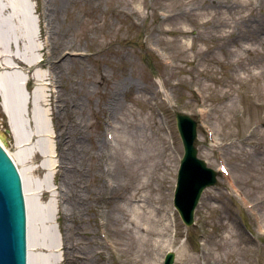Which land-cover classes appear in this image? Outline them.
<instances>
[{
  "label": "rangeland",
  "instance_id": "374dc122",
  "mask_svg": "<svg viewBox=\"0 0 264 264\" xmlns=\"http://www.w3.org/2000/svg\"><path fill=\"white\" fill-rule=\"evenodd\" d=\"M30 3L43 57L61 49L71 57L50 69L46 124L28 123L35 114L24 107L34 134L26 144L13 145L0 105V134L32 180L27 192L40 207L52 200V218L35 219L31 255H58L54 264H162L172 250V264H264V0ZM25 83L30 93L33 80ZM70 106L77 128L58 147ZM176 109L197 121L198 156L217 173L191 225L173 205L183 152ZM81 246L86 262L75 259Z\"/></svg>",
  "mask_w": 264,
  "mask_h": 264
},
{
  "label": "bare ground",
  "instance_id": "6f19581e",
  "mask_svg": "<svg viewBox=\"0 0 264 264\" xmlns=\"http://www.w3.org/2000/svg\"><path fill=\"white\" fill-rule=\"evenodd\" d=\"M30 2L31 0H0V105L10 124L9 128L11 133L16 136L13 142L16 148L26 144L22 139L26 134L27 137L28 135L30 136V139L34 137V134L27 133L28 130L24 121V107L30 106L33 115L35 114L34 116L28 114L30 115L28 123L36 124L39 122L42 126L46 124L44 117L45 110L40 106L46 104V90L49 89L52 81H46L50 74V69L60 67L62 61L71 58L64 49L56 51L53 56L48 54L46 57H43L44 53H41V42L36 38V21L39 22V16H36L35 9ZM52 10L51 8L43 14L47 21H50L52 18ZM19 31L26 41L21 48H18L19 38L17 35ZM60 43L61 41H56L55 48ZM21 62L26 64L28 68L19 66L18 63ZM27 79L33 80V89L30 93H26L24 89V83ZM52 87L54 86L52 85ZM53 91L55 90L53 89ZM73 116L70 106L69 117L59 127V133L56 135L57 139L55 144L58 147L68 146L71 143L72 136L68 133L75 132L77 128L74 126L75 120ZM5 142L0 134V148L2 145L5 146L2 149L7 152V155L17 165L22 179L23 197L27 213V264H54L59 261L58 255L54 257L52 262L49 260L50 256H47V258L44 257L43 260L35 254L31 255V251L38 247L37 240L39 231L36 228L35 219L40 217L44 221H49L52 218L54 212L51 204L52 200H49L40 207L38 199L33 195H29L27 185H30L32 180H30L29 176L27 177L28 174L24 176L25 173L23 174L18 166L19 160L17 159V153L9 151L6 148ZM40 146L45 150H49L51 148V142L41 140ZM19 151L21 150H17L16 152L20 153ZM45 166L46 161L43 160L40 164L33 167L32 170L37 171ZM32 170L31 172H33ZM41 181H47V173H44ZM44 188L49 190L52 197L55 196V187L53 184H46ZM46 233L50 238L54 237V233L50 229H47ZM85 249L88 248L81 246V250L84 253L82 255L79 251L75 254V259L82 258L86 262L89 253Z\"/></svg>",
  "mask_w": 264,
  "mask_h": 264
},
{
  "label": "water",
  "instance_id": "95a60500",
  "mask_svg": "<svg viewBox=\"0 0 264 264\" xmlns=\"http://www.w3.org/2000/svg\"><path fill=\"white\" fill-rule=\"evenodd\" d=\"M183 154L177 173L174 205L185 224L193 221L194 208L202 190L216 181V173L197 156L194 145L196 122L186 113L175 111ZM24 205L21 183L11 159L0 148V264H25ZM168 251L164 264H172Z\"/></svg>",
  "mask_w": 264,
  "mask_h": 264
}]
</instances>
